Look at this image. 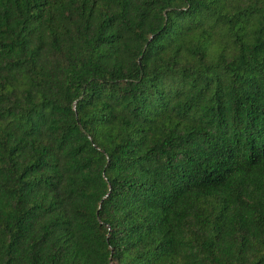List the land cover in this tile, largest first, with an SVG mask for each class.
Instances as JSON below:
<instances>
[{
    "label": "trees",
    "instance_id": "trees-1",
    "mask_svg": "<svg viewBox=\"0 0 264 264\" xmlns=\"http://www.w3.org/2000/svg\"><path fill=\"white\" fill-rule=\"evenodd\" d=\"M0 264H264V0H0Z\"/></svg>",
    "mask_w": 264,
    "mask_h": 264
}]
</instances>
